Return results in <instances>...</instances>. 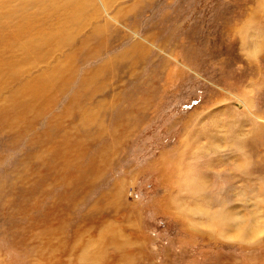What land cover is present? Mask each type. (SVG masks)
I'll list each match as a JSON object with an SVG mask.
<instances>
[{"label": "rangeland", "instance_id": "374dc122", "mask_svg": "<svg viewBox=\"0 0 264 264\" xmlns=\"http://www.w3.org/2000/svg\"><path fill=\"white\" fill-rule=\"evenodd\" d=\"M261 232L264 0H0V264H264Z\"/></svg>", "mask_w": 264, "mask_h": 264}, {"label": "bare ground", "instance_id": "6f19581e", "mask_svg": "<svg viewBox=\"0 0 264 264\" xmlns=\"http://www.w3.org/2000/svg\"><path fill=\"white\" fill-rule=\"evenodd\" d=\"M180 210H182V209H180ZM177 211V210H176ZM175 211V212H176ZM178 212V211H177ZM210 212V211H209ZM216 212V211H215ZM192 213H200V214H208V212L206 211V209H203V208H200V207H195V209H192ZM214 213V212H213ZM216 214V213H215ZM206 218H208V217H206ZM216 219H218V222L220 223V224H225V218L221 215V214H219L218 216H217V218ZM209 219H207V221H208ZM228 222V221H227ZM218 225V224H217ZM216 226V225H215ZM212 227V226H211ZM222 227V226H221ZM213 228H214V226H213ZM215 229V228H214Z\"/></svg>", "mask_w": 264, "mask_h": 264}, {"label": "clouds", "instance_id": "9594fccd", "mask_svg": "<svg viewBox=\"0 0 264 264\" xmlns=\"http://www.w3.org/2000/svg\"><path fill=\"white\" fill-rule=\"evenodd\" d=\"M258 235L264 236V232H261ZM228 239H230V240H237V239H239V232H237L235 235H232V236L228 237Z\"/></svg>", "mask_w": 264, "mask_h": 264}]
</instances>
